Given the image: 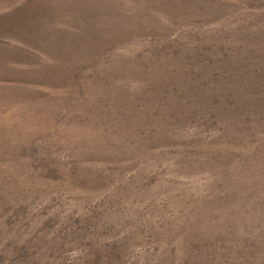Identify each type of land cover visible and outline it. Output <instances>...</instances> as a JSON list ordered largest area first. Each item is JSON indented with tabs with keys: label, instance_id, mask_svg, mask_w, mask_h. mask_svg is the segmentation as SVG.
I'll use <instances>...</instances> for the list:
<instances>
[{
	"label": "rangeland",
	"instance_id": "obj_1",
	"mask_svg": "<svg viewBox=\"0 0 264 264\" xmlns=\"http://www.w3.org/2000/svg\"><path fill=\"white\" fill-rule=\"evenodd\" d=\"M0 264H264V0H0Z\"/></svg>",
	"mask_w": 264,
	"mask_h": 264
}]
</instances>
